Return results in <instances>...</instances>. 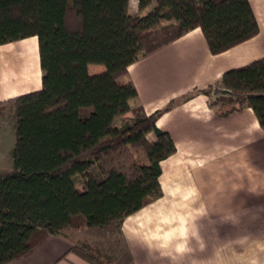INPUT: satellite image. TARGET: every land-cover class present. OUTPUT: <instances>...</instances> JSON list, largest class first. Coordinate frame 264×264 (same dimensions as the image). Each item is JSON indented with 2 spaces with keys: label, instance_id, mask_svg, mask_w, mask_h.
<instances>
[{
  "label": "trees",
  "instance_id": "trees-1",
  "mask_svg": "<svg viewBox=\"0 0 264 264\" xmlns=\"http://www.w3.org/2000/svg\"><path fill=\"white\" fill-rule=\"evenodd\" d=\"M0 0V45L35 36L41 87L0 100L15 141L0 171V264L27 256L48 234L122 221L161 195V161L175 152L156 120L195 94L226 113L251 108L264 128V57L225 71L146 114L127 67L199 27L211 54L258 32L249 0ZM90 64L104 66L90 74ZM212 97V99H211ZM152 133L154 138L148 135ZM87 171L89 181L80 173ZM71 251L114 264L84 240Z\"/></svg>",
  "mask_w": 264,
  "mask_h": 264
},
{
  "label": "crops",
  "instance_id": "crops-1",
  "mask_svg": "<svg viewBox=\"0 0 264 264\" xmlns=\"http://www.w3.org/2000/svg\"><path fill=\"white\" fill-rule=\"evenodd\" d=\"M249 3L258 25L253 37L211 54L196 27L130 64L123 81L135 85L137 97L129 105L150 114L264 57V0ZM26 39L0 45V100L41 87L39 57L29 56ZM228 109L210 107L201 93L175 104L156 120L175 144L160 163L159 197L120 222L48 234L6 264H92L71 251L77 240L104 243L116 264H264V128L251 108ZM112 225L115 241L105 236Z\"/></svg>",
  "mask_w": 264,
  "mask_h": 264
},
{
  "label": "rangeland",
  "instance_id": "rangeland-1",
  "mask_svg": "<svg viewBox=\"0 0 264 264\" xmlns=\"http://www.w3.org/2000/svg\"><path fill=\"white\" fill-rule=\"evenodd\" d=\"M136 10H137L136 9V0H130L129 1L130 13L134 14L136 12ZM34 37H28V39L22 41L24 46H25V42L33 44L35 39H36ZM36 43H37V41H36ZM31 57H32V60H35V61L38 60V47H37V52L36 51L32 52ZM103 70H104V66L101 64H90L88 66V72L90 74H96V73L102 72ZM121 80H123V77H121ZM215 88H220V87L218 85H214L213 90ZM218 94H221V93H218ZM211 99H212V97H211ZM209 100H210V98H209ZM14 141H15V135H14V131H13L10 123L5 118H1L0 119V171H7V170H10L12 168L11 150L13 148ZM84 176H85L84 174L80 175L81 179L84 178ZM84 229H87V228H81L78 230H73V229H65V230H67V231H79V230H84ZM117 229H118L117 225H112V226L107 227L105 229V236H107V238H111V239H114V237L116 238ZM77 241H79V240H77ZM84 241H87V240H84ZM114 241H115V239H114ZM87 242L96 246L97 248L101 249V251H103L106 255H108L112 259L113 263L116 264L114 256L108 252V248L105 247L104 243L95 244L94 242H90V241H87Z\"/></svg>",
  "mask_w": 264,
  "mask_h": 264
},
{
  "label": "bare ground",
  "instance_id": "bare-ground-1",
  "mask_svg": "<svg viewBox=\"0 0 264 264\" xmlns=\"http://www.w3.org/2000/svg\"><path fill=\"white\" fill-rule=\"evenodd\" d=\"M34 38H36V37H34ZM36 41H37V39H35L33 44L25 42L24 48L28 51L29 56H31L32 52H35V51L37 52V43H36Z\"/></svg>",
  "mask_w": 264,
  "mask_h": 264
},
{
  "label": "water",
  "instance_id": "water-1",
  "mask_svg": "<svg viewBox=\"0 0 264 264\" xmlns=\"http://www.w3.org/2000/svg\"><path fill=\"white\" fill-rule=\"evenodd\" d=\"M214 91L215 92H218V93H223V94H225V93H229V91L228 90H225V89H222V88H215L214 89Z\"/></svg>",
  "mask_w": 264,
  "mask_h": 264
},
{
  "label": "built area",
  "instance_id": "built-area-1",
  "mask_svg": "<svg viewBox=\"0 0 264 264\" xmlns=\"http://www.w3.org/2000/svg\"><path fill=\"white\" fill-rule=\"evenodd\" d=\"M213 92H214V94H218V92H215L214 90H213Z\"/></svg>",
  "mask_w": 264,
  "mask_h": 264
}]
</instances>
